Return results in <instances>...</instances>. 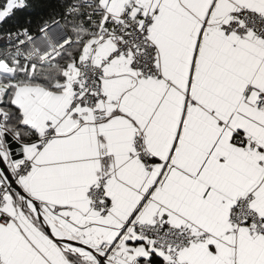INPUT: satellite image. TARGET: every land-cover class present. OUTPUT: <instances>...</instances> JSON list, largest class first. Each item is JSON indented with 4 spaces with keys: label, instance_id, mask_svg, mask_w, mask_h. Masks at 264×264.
Segmentation results:
<instances>
[{
    "label": "snow or ice",
    "instance_id": "1",
    "mask_svg": "<svg viewBox=\"0 0 264 264\" xmlns=\"http://www.w3.org/2000/svg\"><path fill=\"white\" fill-rule=\"evenodd\" d=\"M0 41V264H264V0H55Z\"/></svg>",
    "mask_w": 264,
    "mask_h": 264
},
{
    "label": "trees",
    "instance_id": "2",
    "mask_svg": "<svg viewBox=\"0 0 264 264\" xmlns=\"http://www.w3.org/2000/svg\"><path fill=\"white\" fill-rule=\"evenodd\" d=\"M28 7L17 11L10 18L0 21V34L27 26L29 21L35 24L41 16L47 15L55 5V0H27Z\"/></svg>",
    "mask_w": 264,
    "mask_h": 264
},
{
    "label": "built area",
    "instance_id": "3",
    "mask_svg": "<svg viewBox=\"0 0 264 264\" xmlns=\"http://www.w3.org/2000/svg\"><path fill=\"white\" fill-rule=\"evenodd\" d=\"M6 33H7V32L0 34V37H3ZM2 43H3V42L0 41V44H2Z\"/></svg>",
    "mask_w": 264,
    "mask_h": 264
}]
</instances>
